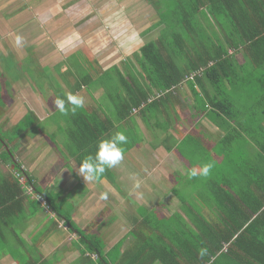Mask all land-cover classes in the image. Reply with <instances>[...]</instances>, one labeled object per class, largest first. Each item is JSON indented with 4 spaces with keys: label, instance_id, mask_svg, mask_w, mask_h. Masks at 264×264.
Masks as SVG:
<instances>
[{
    "label": "trees",
    "instance_id": "1",
    "mask_svg": "<svg viewBox=\"0 0 264 264\" xmlns=\"http://www.w3.org/2000/svg\"><path fill=\"white\" fill-rule=\"evenodd\" d=\"M143 2L153 8L160 18L153 28L163 25L164 28L161 29L158 41L141 44L135 54L137 66L129 64V70L126 72H121L117 67L111 79L108 78V82L114 85V91L108 94V98L118 119L129 120L136 112L143 116L147 113L155 116L154 113L159 112L157 106L165 104L172 110L166 114L167 122L164 127L169 128L175 124L174 120L183 117L182 108L186 107L180 98H183L186 92L182 87L185 83L190 91L195 93V101L198 102L195 104L197 111L186 116L187 122H197L198 125L209 113V116L213 115L220 124L229 125V122L236 119L235 122H239L245 115L246 124L239 122L240 128L230 130L219 145L225 146L222 155L226 158L232 151V146L228 143L234 146L233 153L236 150L235 145L240 148L239 142L243 144L241 148H248L249 153L248 156L241 155L243 158L247 157L244 160L236 159L230 172L226 171V168V172L223 169L218 170L222 173L221 178L214 176L212 171L207 176L208 181L214 182L209 184L210 187L200 186L208 193L207 201L211 203L209 214L213 215L212 218L216 217V220L211 218L213 222H210L204 218L203 210H195L194 215L201 219L196 224L197 230L191 231V241L166 240L164 235H159L158 240L150 237V240L143 232H139L135 235V252L129 256V263L155 264L159 261L161 264H220L222 258L228 257L231 258L232 264H264V0ZM143 35L146 34L138 35L136 42L142 41ZM120 36L118 33L117 38ZM132 43L133 41L128 40L126 48L131 47ZM83 58L86 61L84 56ZM87 75L89 77L86 82H81L86 85L94 78L89 71ZM238 94L247 97L250 108L239 104ZM31 115L35 116L33 113ZM71 115H74L75 127L69 130V133L75 143L80 137L83 139L86 136L84 139L89 144L99 138L97 133L104 139L107 132L94 124L93 119L90 120L80 113ZM26 116L22 121L26 120ZM20 125L21 123L15 130L19 136V129L22 127ZM29 126L31 127V124ZM241 133H244L246 138L241 136ZM1 147L10 148L4 141L0 142ZM0 155V162L10 163L14 169L20 168V165L14 162L12 149H5ZM258 160L261 163L252 171L254 174H247V170H252L253 164ZM227 161L228 159L220 164L215 162L214 169L222 168L220 165ZM18 171L22 174L24 172L20 169ZM243 173L248 177L245 185L236 182L239 174ZM14 178L19 186L17 193L11 189L5 192L4 186L1 187L0 194L4 199L0 200V215L11 209V205L7 206L10 202L24 194L20 179L16 175ZM27 184L35 187L31 178ZM253 185L256 186L255 192L252 190ZM253 196L260 200L254 199ZM15 203L18 204L19 201ZM232 212L240 214V219L232 217ZM67 219L69 221V218ZM71 227L76 231L80 245L86 247L87 252L97 255L99 264H111L102 255L103 246L100 241L83 235L73 225ZM154 227L153 232L155 230L159 233L161 226ZM226 243L230 245L227 250L229 254L223 252Z\"/></svg>",
    "mask_w": 264,
    "mask_h": 264
},
{
    "label": "crops",
    "instance_id": "2",
    "mask_svg": "<svg viewBox=\"0 0 264 264\" xmlns=\"http://www.w3.org/2000/svg\"><path fill=\"white\" fill-rule=\"evenodd\" d=\"M31 1H38L39 3L40 0ZM66 1L68 3L72 2V0ZM96 1L97 0H95V2ZM126 1L127 0H98L97 4H100V6L104 8L102 10L108 11V15L114 13V15H111L112 17H109V24L115 26L117 14L111 7L114 5L118 6L119 2L125 3ZM133 7L139 9L137 13L135 12L136 9L131 10V13L135 12L133 18L139 19L140 17H146L148 15V5L144 2L142 4L137 3L136 6H131V8ZM107 8L109 10H106ZM54 10L55 5L50 6V10L46 11L44 14V11L42 12L45 16L39 15L36 11L37 14L33 17L35 10L28 15L27 9L22 7L19 14L23 15V18L31 17L34 18V20H45L48 16L59 19L60 17L58 16H61L63 19L64 15H54ZM102 10H100L99 16L106 14H102ZM95 17L97 20L98 15L95 14ZM119 27V31L118 27H115L117 29V33L115 34L116 37L117 34L124 29L122 24H120ZM125 27L126 29L124 32L128 33L129 29L127 25H125ZM34 30L35 27L28 24L17 32L18 35L22 37L24 34L29 33L30 38L33 39L35 34ZM61 33L63 36L65 31H61ZM24 45L23 48L25 47ZM32 48V46H29V52L31 50L33 51L32 55L36 54L33 58L34 61L37 62V50L43 48L42 46H38L36 49ZM18 52L21 58L26 57L24 56L25 53L23 52L22 54L20 49ZM46 58L45 56V59H41L47 62L44 64L45 66L43 69L48 70L51 69L50 63L53 62V59L49 60ZM40 63L42 62L40 61ZM113 75L114 74L111 76ZM107 77L108 76L102 72L94 76L93 81L97 82L96 87L90 86V88H93L94 94H97L100 90L105 92V89L101 86L100 80L103 86H107L108 88L112 87L110 91H114V85L112 86L110 83L105 84L103 82ZM55 79L57 78H54V80ZM78 86L76 89L72 87L73 93L64 90L66 89V85H64L63 89L55 91L47 81V85L44 87L46 90L44 92L45 96H39L35 92L34 94H29V97H31L30 105L32 103H35V105L20 104L21 107L17 108L16 112H22L21 110L24 111V114L33 112L36 120L40 121L39 117H47L49 113L53 114L58 110L54 104L55 99L60 97L66 100L67 93L79 95L83 97L84 104L82 107L77 108L75 113H80L88 119L90 118V120L93 119V123L99 126V128L105 129L107 133L111 128L114 130V134L117 132L115 129L123 128V133L128 138V142L122 145L124 148V159L117 166L106 169L99 182L85 181V179L79 175V168L86 157L95 155L98 143L102 140L100 138V133H97V137L99 138H96L89 144L88 141L84 139L86 136L83 139L80 137L77 143L70 137V142L73 146L66 145V147H63V145L58 143L57 147L59 151L52 147V137H54V135L51 131L41 134L34 133L32 136H28L27 133L30 132V130H28L23 139L19 136L18 144L24 142L23 148L26 147L25 151L22 153L17 151L15 153V146L7 149L13 150L14 162L20 165L19 169L21 170V167H28L27 170L29 174L21 170L24 171V175L22 174V176L26 177L25 185L22 186L20 184L24 194L14 200L15 202L19 201L18 204L14 201L10 202L7 206L11 205V209L0 215V264H99L97 255L87 252L86 247L80 245L79 238L77 237L76 231L72 229V225L83 235L100 241L103 246L102 255L111 264H130L129 256L135 252V235L139 234V232L143 231L151 240V233L149 230L153 233V228L155 229L154 225H156V227L161 226L160 232L162 233H159V235H164L163 237H165L166 240L176 239L181 242L191 241V231L194 232L197 230L196 224H198V220L201 219L194 215L195 210H203L205 213V215L203 214L204 218L206 217L207 220L213 222V220L211 221L213 215L209 214L210 202L206 201L205 203H200L198 200H195V202L188 200L192 192L194 193L192 190L194 184L192 185L191 183L196 179H202V176L199 175L190 178L189 172L192 168L199 169L206 163H212V161L216 162L219 156L217 149L221 148L219 142L225 138L226 134L233 128L239 129L240 123L242 125L246 124V116L243 115L242 118H240V123L237 121L229 122V125H222L213 115L209 116L208 113L204 118L208 125L206 127L205 124L203 125L205 128L203 134H201L202 129L198 130L195 127L197 122L188 123V119L180 117V119L174 120L175 124L169 126V128L163 126L164 129L166 128V133H172L169 135L171 144H169L170 142L161 140L157 136V131L163 129L162 126L158 127V125V128L155 130L156 132L153 131L154 133H151V137H145L144 131L146 129L148 130V128L151 130L152 127H145V125L142 124L144 127V129H142L143 135L139 134L138 136L136 135V138H130L129 130H133L131 128L133 126L127 124V122L129 120L137 121L135 117L138 118V114L140 115V113L137 112L133 117H130L129 120L120 122L119 124L118 120L121 119H118L111 103L110 105L113 107V112H111V110L105 111V109H101V111L110 112V114L99 113L95 110L88 112L87 107L91 105V103H88L87 97H90L91 93L84 91V87H87L85 83H79L78 81ZM16 96L20 98L21 95L19 94ZM42 97L45 98L44 101H42ZM98 106L101 108L100 103H98ZM91 110H93V108ZM158 110L164 113L163 109L159 108ZM37 113H39V116ZM140 116L143 115L141 114ZM145 116L146 115L143 117ZM115 118L116 120L114 121ZM146 119L148 120L147 116ZM21 121H19L14 128H16ZM122 123L123 126H121ZM201 123H203V121ZM237 124H239V126ZM62 126L64 128L65 122L62 123ZM31 127L35 128L32 124ZM14 128L12 132H15ZM208 132L211 138L207 136V140H205L203 136H205V133L208 134ZM161 133H163V130H161ZM199 138L202 142L206 143V148L199 142ZM37 140L43 142L41 145H43L45 151H52L51 156L48 155L49 157L47 156L46 159L44 156L47 154H38L34 156V153H37L39 149L42 148L40 144H34ZM8 142L9 146H11L10 140H8ZM241 149L242 150L238 148L235 152L237 153V159L240 158L244 160L245 157L243 158L241 155H245L249 152L246 150L247 152L245 153V147ZM212 150L217 154L211 152ZM222 153L219 156L220 159L223 156ZM253 153L255 154V151ZM223 157L225 161L228 159V157ZM1 158L0 155V159ZM260 163V160H258L255 165L253 164V169L247 170V174H254L252 171L256 169V165L259 166ZM0 164L5 166L6 163L1 162ZM213 165L215 166L216 164ZM220 166H224L223 163ZM183 169L186 170L184 176L180 179L177 178L175 171L178 170L179 172V170L182 171ZM13 170V165H10L7 169L0 168V190L1 187L4 186L3 190L5 192L11 189V191L17 193L19 186L16 184L17 181L14 178L15 173ZM239 175L240 178L238 177V181L236 182L244 184L248 177L245 173ZM29 178L33 180L35 187L27 184ZM137 184H139V187H137ZM252 187V190L255 192L256 186L253 185ZM30 188H32L34 192L28 193ZM243 189L246 191L248 190L245 188ZM36 194L38 196H44L47 199L48 207H50L49 210L42 207L38 198H36ZM105 194L106 198H102ZM253 197L254 199L260 200L256 196ZM258 197H260L259 191ZM2 199H4V197L0 194V200ZM1 209L3 211V208ZM5 209L7 208L5 207ZM64 209H68L65 214H63ZM239 215L240 214L237 215L236 213L233 214L232 212V217L235 216L234 218L237 220L240 219L238 218ZM67 218H69V221ZM212 219L216 220V217ZM147 230L148 232L146 233ZM229 246L228 243L224 244V254H229L227 253ZM113 251H116L117 254L112 255ZM155 264L161 263L157 261ZM220 264H232L231 258H222Z\"/></svg>",
    "mask_w": 264,
    "mask_h": 264
},
{
    "label": "rangeland",
    "instance_id": "3",
    "mask_svg": "<svg viewBox=\"0 0 264 264\" xmlns=\"http://www.w3.org/2000/svg\"><path fill=\"white\" fill-rule=\"evenodd\" d=\"M97 3L98 0L96 2L95 0H72V2L70 3H68L66 0H40L39 3L38 1L36 2L31 0H0V142L4 141L7 142L9 145L8 140H10L11 143L10 147H14V146L16 147L14 151L15 153L17 151L22 153L26 149V147L23 148L24 142L18 144V139H19L18 132L17 131L12 132L15 125L19 121H21L26 115H27L26 120L20 122L21 123L20 126H22L19 129L21 139H23L25 135L24 133L27 132L28 130H30V132L27 133L28 136H32L34 133L41 134L44 132L49 133L51 131V133H53L54 135V137H52L53 140L52 147L54 149L59 151V148L57 147L58 143L63 145V147H66V145H72L70 142L71 141L70 136L72 135L69 133V130L75 127V125L73 124L74 120L71 115V113L73 112L69 110L67 114H64L56 110L53 114L49 113L47 117L44 118L39 117L40 121H37L34 115H31L33 112L32 113L25 112L27 114H24L23 110H21L23 113L16 112V109L21 107L20 104L30 105L31 97H29V94L31 93L34 94L35 92L39 96H45L44 92L46 90L44 89V87L47 85V81L55 91L63 89L64 85H66V89L64 90L65 91L68 90L69 92L73 93L72 87L76 89L78 86V81L81 80L80 82L82 81L86 82V78L89 77L87 75L88 71L91 72L93 76L97 75L100 72L105 73L108 77L103 82L105 84H108L109 83L108 78L111 79L112 77L111 75L114 74V70L117 67L121 72H126L129 70L130 62L133 63L135 66H137L135 54L138 53L141 44L153 40L158 41L160 39L161 31H162L161 29L164 28V25L161 27L156 26L155 28H153L155 25H157V23H159L160 20V18L157 16L156 11L153 8L149 6L147 7L148 15L146 17H140L139 19L133 18L135 12L136 13L139 12V9H136L134 7L131 8V6H136L137 3L142 4L143 0H127L125 3L119 2L118 6L116 5L112 6L111 9L115 10L117 14L115 26H111L109 24L110 21L109 17L111 15H114V13L108 15L107 14L108 11L102 10L104 8ZM53 5H55L54 15L63 14L64 15L63 19L61 16H58L60 17V19L51 18L48 16L47 18L44 17L46 18L45 20L44 19L34 20V18L31 17L23 18L24 16L19 14L21 8L25 7L27 9L28 15L31 14V12L33 13L35 10V12L33 13V17L36 16L37 14L36 11L39 13V15L41 14L42 16H45L43 14L46 11L50 10V6ZM102 5H106V4H102ZM100 10H102V14L104 13L106 14H104L103 16H99ZM106 10L109 9L107 8ZM131 10H135V12L131 13ZM95 14L98 15L97 20ZM28 24H31L35 27L34 38L31 39L29 33L24 34L23 45L25 44L24 45L25 47L24 48L23 46L17 47L15 45V37L16 35H18L17 31ZM120 24L124 26V29L121 31L122 33L121 32L119 33L121 36L117 38L115 36V34L117 33V29L115 27H118V31H119ZM125 25H127L129 29L128 33L124 32V30L126 29ZM173 27L176 28L174 24ZM61 31H65L63 36L61 35L62 34ZM167 31L168 33L170 32L168 28ZM142 32L145 33L146 35L142 36L143 37L142 41L136 42L135 40L136 37H138V35H142ZM128 40L133 41V43L131 47L126 48L125 44ZM29 46H32L33 47L32 49L34 48L36 49V47L42 46L43 49L37 50L38 57L36 58V61L38 62V64L37 62L34 61L33 58L34 56H36V54L32 55L33 51L31 50H30L31 53L29 52ZM18 48L22 51V54L23 52L25 53L24 54V56H26L25 58H21L18 52L19 51ZM45 56L47 57L46 59L49 60L53 59V62L50 63L51 69L48 70L43 69L45 66L44 64L47 63L42 60L45 59ZM83 56L86 58V61L83 60L84 59ZM40 61L42 63H40ZM84 61L86 62L85 64ZM70 66H72V68H70ZM64 77L66 80L64 79ZM54 78H57L58 80L57 79L54 80ZM100 83L102 84L101 86L105 89V92L100 90L99 92L97 91L98 92L97 94H94L95 92L93 88H90V86L92 85L95 88L97 82H93V81L89 83L87 87L86 86L84 87V91L91 93V96L87 97L88 103L89 102L91 103V105L87 107V111L89 112L95 110L99 113L110 114V112H104L101 111V109L103 108L105 109V111L111 110V112H113V107L112 105H110L111 101L108 98L109 96L108 94L111 93L112 90L110 91V89L112 87L108 88L106 86L107 87L106 88L105 86H103L101 80ZM182 87L187 92V93L185 92L183 98H180L186 107L185 109L182 108L183 110L182 115H183V119H188L186 118L188 114L189 115L194 114L197 111L196 105L198 102L195 101V93L193 91H190L188 85L184 83ZM19 94L21 95L20 98L16 96ZM212 95H215V93H213ZM238 95L239 97L237 98L240 101L239 104H242L243 107L246 106L247 108H250L249 106L251 104L247 99V97L241 94ZM44 100L45 98L42 97V101ZM98 103L101 104V108L98 106ZM235 104L239 106L237 102H235ZM32 105H35V103H32L30 106ZM66 107L70 109L71 106L66 104ZM92 108L93 110H91ZM159 108L163 109L164 113L162 112L154 113L155 114L154 116L146 112L147 113L146 116L148 120L146 119V116L143 117L140 116L139 114H138V118L135 117L137 121L129 120L127 124L133 126L131 127L133 130H129V137L136 138V135L137 136L139 134L143 135L142 129H144V127L142 126V124L145 125V127L146 126L152 127L151 130L148 128L149 131L147 129L144 131L145 137H151L152 136L151 133H154L153 131H155L156 128L160 126L162 127L166 126V122H167L166 114L172 112V110L169 109V107L167 108L165 104L163 106L162 105L157 106L156 109ZM37 114L39 116V113ZM115 120L116 118L114 119V121ZM236 120H233L232 122H235ZM118 121L119 124L120 122H123L122 120H118ZM202 121L203 123H201ZM202 121L195 126L198 130L202 129L201 134L205 132V128L203 127V125L205 124V127L208 125L206 120H202ZM63 122H65L64 128L62 126ZM103 122L107 123L106 121ZM29 124H32L33 127L35 128L30 127L28 129ZM121 126H123V123ZM14 130H16V128H14ZM115 130L117 132H124L122 127L117 128ZM161 130H163V133H161ZM171 134H172L171 132L166 133L164 127L163 129L157 131V136L161 140H164L165 142H170L169 144H171V141L169 140L170 137L169 135ZM228 134H226V136ZM112 135H114V130L111 128L109 132L104 136L103 140L111 138ZM233 135H235V133H233ZM207 136L208 138H211L209 132L208 134L205 133V136H203L205 140H207L206 139ZM241 136L246 138L244 133H241ZM199 142L203 144V146H205L204 148H206V143L202 142L200 138H199ZM42 143L43 142L41 140H37V142L34 144L41 145ZM225 143L227 144L228 142L225 141ZM228 145L232 146V151L230 152L231 155L230 156L227 155L228 161L224 164L222 168H216L215 170L213 167V169L210 172L212 173L213 171L215 173V174L213 173V175L216 177L217 176H220V178L222 177L221 176L222 173L218 172V170L220 169H223L224 172L226 171L230 172V170L235 164V160L237 159V153L234 151L235 153L233 154L234 146L232 145V143H228ZM242 145L243 144L239 142L240 148ZM41 146L42 148H40L37 153H34V156L38 154L39 155L47 154L44 156L45 159L47 158L48 155L51 156L52 151H45L43 145ZM224 147L225 146L223 145L221 146V148H218L217 152L222 153ZM5 149L8 151L6 147L4 148L1 147L0 154ZM235 149L236 150L238 149L236 145H235ZM246 149L248 150V148ZM213 150L211 152L215 153V151ZM246 152L247 151L245 150V153ZM244 156H248V153H246ZM246 158L247 157H245V159ZM222 161H224L223 156L221 159L217 158L216 162L220 163ZM212 163L215 164V162L213 161ZM9 166L10 163H6L5 166L0 164V168L7 169V167ZM21 168H22L21 170H24L26 173H28L27 170L28 167L27 168L21 167ZM224 168H226L227 170L225 171ZM13 172L15 173L16 176H20L19 177L21 181L20 184L25 183L26 177L22 176V173L18 172L17 168L14 169ZM185 172L186 170L184 169L182 171L179 170V172L178 170L175 171V173L177 174V178L179 179L182 178V176H184ZM191 184L192 185L194 184L192 187L194 193L192 192L188 200H190L191 202H195V200L207 201V199L209 198L208 193L204 192L200 186H209V184H214V182L212 180L208 181L207 177L202 176L201 180L196 179ZM31 192H34L32 188L28 190V193ZM36 198H38L37 194H36ZM41 202L42 201H40V203ZM67 210L68 209H64L63 214H65ZM149 231L151 233L152 239L158 240L160 238L159 237L160 232L157 233L154 230V232L152 233L151 230ZM147 232L148 230L146 231V233ZM115 254H117V252L113 251L112 255Z\"/></svg>",
    "mask_w": 264,
    "mask_h": 264
},
{
    "label": "clouds",
    "instance_id": "4",
    "mask_svg": "<svg viewBox=\"0 0 264 264\" xmlns=\"http://www.w3.org/2000/svg\"><path fill=\"white\" fill-rule=\"evenodd\" d=\"M24 38L20 35L15 37V45L17 47L23 46ZM56 108L64 114L70 110L75 113L77 108H80L84 104L83 97L67 93L66 100L63 98H57L54 100ZM70 105V109L66 107ZM128 142L127 136L123 132H116L110 139L101 140L98 143L97 151L94 156L89 155L86 157L79 168V175H81L85 181H97L99 182L103 177L106 169L117 166L124 159V148L122 145ZM213 167L212 163H206L201 168H192L189 172V177L196 176L207 177ZM139 187V184H137ZM106 198V194L102 196Z\"/></svg>",
    "mask_w": 264,
    "mask_h": 264
},
{
    "label": "built area",
    "instance_id": "5",
    "mask_svg": "<svg viewBox=\"0 0 264 264\" xmlns=\"http://www.w3.org/2000/svg\"><path fill=\"white\" fill-rule=\"evenodd\" d=\"M158 98H160V96H158ZM16 177L19 178L20 176H16ZM21 184L22 185H25L24 183H21ZM38 200H39V202L42 201L40 204H42V206L45 207V209L49 210V207L47 205V201H46V199L43 196L39 195L38 196Z\"/></svg>",
    "mask_w": 264,
    "mask_h": 264
}]
</instances>
